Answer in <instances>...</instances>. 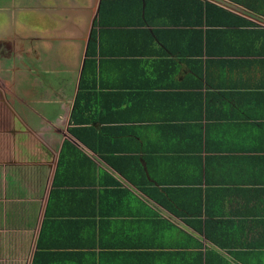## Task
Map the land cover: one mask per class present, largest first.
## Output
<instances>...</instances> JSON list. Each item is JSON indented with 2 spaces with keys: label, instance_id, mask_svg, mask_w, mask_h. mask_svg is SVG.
<instances>
[{
  "label": "crops",
  "instance_id": "0c3cea01",
  "mask_svg": "<svg viewBox=\"0 0 264 264\" xmlns=\"http://www.w3.org/2000/svg\"><path fill=\"white\" fill-rule=\"evenodd\" d=\"M215 2L264 27V15L251 8H264V0ZM204 91L212 117L199 120L194 133L190 128L194 137L187 136L188 126L179 127L184 119L173 120L168 129L167 122L153 120L169 117L171 108L162 106L148 114L152 119L112 129L115 136L105 138L103 151L89 148L66 119L43 126L34 145L20 142V156L12 151L3 157L6 143L0 142V264H34L38 251L39 264H264V118H247V111L232 107L231 113L246 117L233 129L217 108L231 99L219 90ZM248 97L264 111V90L241 95L242 108H248ZM206 128L211 149L203 154L221 159L211 160L203 184L187 186L194 189L187 206L195 211L199 190L204 198L208 194L203 213L183 215L182 199L170 197L164 205L158 194L182 171V147L198 144L195 134ZM66 141L75 148L69 147L56 184ZM221 145L225 149H215Z\"/></svg>",
  "mask_w": 264,
  "mask_h": 264
},
{
  "label": "trees",
  "instance_id": "16d2710c",
  "mask_svg": "<svg viewBox=\"0 0 264 264\" xmlns=\"http://www.w3.org/2000/svg\"><path fill=\"white\" fill-rule=\"evenodd\" d=\"M215 1L102 0L80 77L71 132L92 150L103 151L105 138L115 136L112 129L122 131L121 128L128 129L133 124L152 119L147 117L148 114L159 112L163 106L171 108L169 117L156 115L153 120L167 122L168 129L173 120L184 119L180 120L179 127L188 126L187 136L194 137L190 128L194 133L199 120L205 115L212 117L205 106L204 89L207 95L219 90L231 99L217 108L220 118L228 120L233 129L242 126L241 118H264V111L249 97L248 108H242L240 102L241 95H246L250 88L264 90V27H255L253 20ZM251 8L264 15V8ZM246 72L253 79L259 77L263 81L246 79L242 75ZM232 107H238L240 113L247 111L246 117L231 113ZM192 119L195 123L190 121ZM98 122L104 125L112 122L110 124L116 126L98 128ZM209 131L208 128L206 131L200 129L195 134L198 144L193 145L190 141L187 147H182L183 155L178 156L184 162L182 171L176 172L175 176L172 174L174 177L166 183L171 187L158 194V200L164 205L169 204L166 199L170 197L174 198L171 202L182 199L183 215L202 214L203 204L209 199L208 194L204 198L199 190L197 210L187 206V199L194 190L187 186L203 184L202 175L206 170L207 176L211 160L221 159L212 153L203 154L211 149ZM69 147L75 148L66 141L56 184ZM221 147L224 146L215 149H225ZM117 168L128 179L139 183L130 172ZM185 170L192 173L193 178L182 177ZM199 173L201 176L196 178ZM159 190L156 187V191ZM39 255L38 251L34 264H39Z\"/></svg>",
  "mask_w": 264,
  "mask_h": 264
},
{
  "label": "flooded vegetation",
  "instance_id": "af4514ba",
  "mask_svg": "<svg viewBox=\"0 0 264 264\" xmlns=\"http://www.w3.org/2000/svg\"><path fill=\"white\" fill-rule=\"evenodd\" d=\"M97 1L83 0L85 6L78 5L77 0H71V4L57 0L51 7L39 1L33 5L47 17L60 14L55 20H61V26L58 23L44 27L27 22L19 23L20 27L0 24V142L6 143L3 157L10 156L12 151L20 156V142L35 140L36 133H41L45 125L53 126L60 119L72 123L80 83V71L75 70L74 63L80 56L82 42H87ZM16 12L19 11L13 14L12 23L17 22ZM81 14L86 18H77ZM60 30L68 33L60 35L57 33ZM51 60L60 66L51 70L44 67ZM64 107L69 115H65Z\"/></svg>",
  "mask_w": 264,
  "mask_h": 264
},
{
  "label": "rangeland",
  "instance_id": "374dc122",
  "mask_svg": "<svg viewBox=\"0 0 264 264\" xmlns=\"http://www.w3.org/2000/svg\"><path fill=\"white\" fill-rule=\"evenodd\" d=\"M38 1L41 4H43L44 6H48V7H51L50 5H54L57 3V0H38ZM38 1L37 0H20V1L19 0H0V24L4 23V25L7 24L8 26H11L13 24H17L20 27L21 23L27 22V23L32 24L33 26H37V27H41V24H42L44 27L45 25H48V24L51 25L53 23L54 25H56L58 23V25L61 26L62 21L61 20L60 21L55 20V19H58L60 14L55 13L54 18L49 17V16L47 17L45 14H43V13L41 14V12H39L40 11L39 8H37L36 6L33 7V5H36L39 3ZM63 1H65V2L67 1L68 3L71 4V0H63ZM86 1L87 0H85V2ZM77 4L85 6L83 3V0H77ZM30 5H32V6H30ZM15 11H19L18 13L16 12V16H18V18H17V22L12 23L13 14H15ZM52 11H58V10H52ZM75 15L76 14L72 15L71 17H73ZM77 18L84 19V18H86V16L81 14ZM52 19H54V20H52ZM73 21L79 23V21L77 19H74ZM19 23H20V25H19ZM57 33H59L61 35V34H66L68 32H62L60 30V32H57ZM44 34H48V32L44 33ZM82 35H84V34L82 33ZM86 41H87V39H86ZM85 44H86V42L84 40L81 44V50L78 49L80 51V54H78V55H80V56H79L78 60H76V62L74 63V65L77 67V69H75L77 72L80 71ZM67 49L70 50L69 48H67ZM58 66H60V65L57 62H55L54 60H51L50 63L49 64L46 63V65L44 67L51 70L52 68L54 69ZM67 81H68L67 79L63 80L64 83L65 82L67 83ZM57 83H59V81H57Z\"/></svg>",
  "mask_w": 264,
  "mask_h": 264
},
{
  "label": "water",
  "instance_id": "95a60500",
  "mask_svg": "<svg viewBox=\"0 0 264 264\" xmlns=\"http://www.w3.org/2000/svg\"><path fill=\"white\" fill-rule=\"evenodd\" d=\"M101 3H102V0H98L97 8H96V13H95L94 19L92 21V27L90 29V33L88 35L87 42H86V46H85V51H84L85 53H84L83 62H82V65H81L80 77H81L82 71H83L84 66H85V63H86L87 50H88L89 42H90V39H91V36H92V31H93V28L95 26V21L98 18L99 13H100ZM78 91H79V88H78Z\"/></svg>",
  "mask_w": 264,
  "mask_h": 264
}]
</instances>
